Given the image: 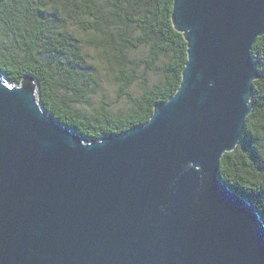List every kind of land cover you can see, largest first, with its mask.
<instances>
[{
  "label": "water",
  "instance_id": "water-1",
  "mask_svg": "<svg viewBox=\"0 0 264 264\" xmlns=\"http://www.w3.org/2000/svg\"><path fill=\"white\" fill-rule=\"evenodd\" d=\"M177 90L149 119L88 139L25 75L0 73V264H264V221L219 177L260 77L264 0H173Z\"/></svg>",
  "mask_w": 264,
  "mask_h": 264
},
{
  "label": "trees",
  "instance_id": "trees-1",
  "mask_svg": "<svg viewBox=\"0 0 264 264\" xmlns=\"http://www.w3.org/2000/svg\"><path fill=\"white\" fill-rule=\"evenodd\" d=\"M172 1L0 0V73L15 85L31 76L42 109L85 138L127 131L145 123L154 105L180 84L187 45L173 25ZM87 44L125 97L123 110L86 113L74 104L93 79ZM138 49L144 52L140 58L133 55ZM250 54L260 77L252 81V108L240 140L219 160V177L254 203L264 221V35ZM136 83L143 85L138 95L130 92Z\"/></svg>",
  "mask_w": 264,
  "mask_h": 264
},
{
  "label": "rangeland",
  "instance_id": "rangeland-1",
  "mask_svg": "<svg viewBox=\"0 0 264 264\" xmlns=\"http://www.w3.org/2000/svg\"><path fill=\"white\" fill-rule=\"evenodd\" d=\"M83 38L89 37V34H82ZM87 58L91 62L87 67V70L92 73L93 79L89 81V85L85 88V93L74 104L83 112L92 113L95 108L103 107L109 111L123 110L127 103L125 97L120 95L118 86L106 76L105 65L97 54V50L93 45L87 44ZM144 54L142 49H138L133 52L136 58H140ZM141 68L137 69L140 73ZM148 82L154 81V77L151 74H147ZM143 85L136 83L130 87V92L134 95H138L142 91Z\"/></svg>",
  "mask_w": 264,
  "mask_h": 264
}]
</instances>
